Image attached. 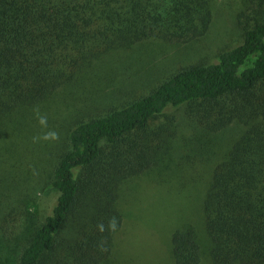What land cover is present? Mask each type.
<instances>
[{
  "label": "trees",
  "instance_id": "obj_1",
  "mask_svg": "<svg viewBox=\"0 0 264 264\" xmlns=\"http://www.w3.org/2000/svg\"><path fill=\"white\" fill-rule=\"evenodd\" d=\"M254 9V17L237 15L241 41L214 60L70 127L48 184L55 200L16 264H264V0ZM212 14V0H0V215L7 194L26 175H44L55 155L56 140L33 137L56 132L62 117L85 114L108 96L104 85L97 92L84 84L97 63L147 43L192 42L206 34ZM36 109L47 117L46 132ZM28 131L37 134L28 138ZM199 157L214 160L200 222L173 228L158 258L142 249L133 258L129 238L140 235L128 236L126 223L162 238L126 217L124 195L138 190L135 179L151 189L172 191L175 178L187 186ZM71 218L72 234L58 241ZM11 239L0 233V263Z\"/></svg>",
  "mask_w": 264,
  "mask_h": 264
},
{
  "label": "rangeland",
  "instance_id": "obj_2",
  "mask_svg": "<svg viewBox=\"0 0 264 264\" xmlns=\"http://www.w3.org/2000/svg\"><path fill=\"white\" fill-rule=\"evenodd\" d=\"M259 0H212L213 14L210 27L206 34L192 42L186 44L171 43H147L144 47H138L130 53H120L111 58L97 63L91 74L84 80V84L94 91H99L104 85V93L108 96L102 100L98 106H93L89 110H84L78 116L62 117V131L57 128L59 139L55 142V155L53 159L47 158L46 172L42 176L41 170H37L36 176L42 177L44 181L39 182L35 173L26 175L23 182L15 187L14 194H7L3 203L5 208L0 215V233L11 236L5 250V255L0 264H16V258L21 248L28 242L33 231L43 221L49 213L55 200L56 192L49 187L51 172L59 155L68 149V130L74 123L89 116H97L106 113L111 107L129 101L131 99L145 95L151 91L158 83L171 76L178 70L196 64L208 63L217 57V54L238 44L242 39V27L237 24V15L244 12V17L255 15L252 8L258 5ZM180 115L178 110L171 111ZM159 123V122H158ZM155 123L154 125H156ZM48 125V122H47ZM45 128V127H44ZM48 127L45 128V132ZM36 133H25L31 138ZM231 134V133H230ZM227 133L222 140L218 141L215 147V163L218 161L220 145L228 141L230 136ZM225 147V146H223ZM223 147L220 152H222ZM226 148V147H225ZM182 158L177 157V160ZM202 157L189 167L187 171V186L180 187L179 180L173 179L172 191L167 188L151 189L145 185V180H134L133 188L138 190L133 197L127 200L124 195L122 207L127 218L139 219L145 226L156 228L162 240H155L148 228L140 229L139 226L126 223L125 233L129 235H140L139 239L131 242L130 255L140 259L136 250L143 253H152L151 256L159 257L162 253V241H166L173 228L180 223L193 221L200 222V204L203 191L206 187L209 171L212 163L201 164ZM32 170V168L30 167ZM185 175V173H183ZM161 187V186H159ZM179 190V191H178ZM179 193H178V192ZM128 192L126 188L125 194ZM0 203L4 198H0ZM132 218V219H133ZM4 224L8 225V230L4 231ZM74 218H71L60 234L58 241L68 238L72 234ZM157 235V234H156ZM8 238L6 237V243ZM133 244V246H132ZM4 246V244H3ZM1 246V247H3ZM7 254V255H6ZM122 257L121 251L117 252ZM127 255V253H126ZM129 256V255H127ZM143 255V259L149 258ZM136 259V258H135Z\"/></svg>",
  "mask_w": 264,
  "mask_h": 264
},
{
  "label": "clouds",
  "instance_id": "obj_3",
  "mask_svg": "<svg viewBox=\"0 0 264 264\" xmlns=\"http://www.w3.org/2000/svg\"><path fill=\"white\" fill-rule=\"evenodd\" d=\"M36 113L38 116V120H39V124L42 127H47V117L46 116H40L39 115V109H36ZM59 139V134L57 132L54 131H49L44 133L42 136L39 137H33V142H38L39 140H44V141H48V140H58ZM97 227L99 228V230L101 232H103L105 230V227L102 223L98 224ZM108 228L111 231H115L117 228V221L115 219V217H113L108 224Z\"/></svg>",
  "mask_w": 264,
  "mask_h": 264
}]
</instances>
